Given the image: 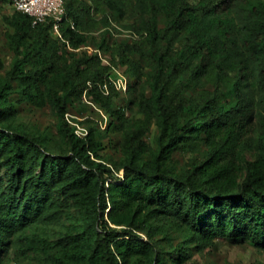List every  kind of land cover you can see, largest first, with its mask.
I'll return each mask as SVG.
<instances>
[{"label":"trees","instance_id":"obj_1","mask_svg":"<svg viewBox=\"0 0 264 264\" xmlns=\"http://www.w3.org/2000/svg\"><path fill=\"white\" fill-rule=\"evenodd\" d=\"M64 1L62 38L51 20L6 17L0 264H185L218 238L264 249V0ZM113 67L125 95L137 87L136 114L105 92ZM84 97L106 130L87 117L80 136L68 122ZM24 102L53 107L59 148L18 121Z\"/></svg>","mask_w":264,"mask_h":264},{"label":"rangeland","instance_id":"obj_2","mask_svg":"<svg viewBox=\"0 0 264 264\" xmlns=\"http://www.w3.org/2000/svg\"><path fill=\"white\" fill-rule=\"evenodd\" d=\"M14 13V8L8 0H0V75H5L11 69L13 64V52L10 48L9 32L11 27L7 23L6 17ZM122 71V70H120ZM123 72V71H122ZM135 78H132L131 84L134 86ZM137 87H132L128 94L121 93L118 103L124 105L127 115L136 114L135 108H129V99L135 94ZM85 105L77 106L73 104L70 111L66 113V119L75 128V131L83 136L87 133V126L85 119L90 117L94 119L101 130H106L110 117L108 113L98 107L97 105L83 98ZM18 121L25 123L33 131H45L49 129L52 147L59 148L63 143L54 125L57 122L55 110L51 105L45 108H37L26 102L18 104ZM156 131L153 129L150 135L151 145H155ZM118 139L117 134H108L103 136L106 145H109L114 140ZM104 160L111 166V162L119 163L123 156L117 150L106 147L100 150ZM177 157L182 158V155L176 154ZM184 157V156H183ZM117 177H122L123 170L114 171ZM56 235V234H55ZM145 237L144 233H141ZM24 264H40V258L32 256L26 259ZM8 264H16L13 260ZM185 264H264V249H259L250 242L237 243L233 239L218 238L214 245L204 250L194 252L190 259Z\"/></svg>","mask_w":264,"mask_h":264},{"label":"built area","instance_id":"obj_3","mask_svg":"<svg viewBox=\"0 0 264 264\" xmlns=\"http://www.w3.org/2000/svg\"><path fill=\"white\" fill-rule=\"evenodd\" d=\"M9 2L16 11L31 16L33 24L51 20L54 32L62 38L61 24L66 15L64 0H9ZM70 25L72 28H75V23L73 21L70 22ZM123 34L134 37L137 36L127 31H124ZM66 42L68 41L66 40ZM95 51L98 50L95 49ZM99 55L101 56L100 52ZM113 71L112 75H109L107 82L103 85L105 92H108V84L114 85L116 90L121 93L127 92L130 83L129 77L116 67H113Z\"/></svg>","mask_w":264,"mask_h":264}]
</instances>
